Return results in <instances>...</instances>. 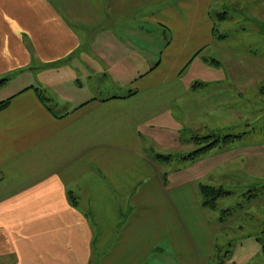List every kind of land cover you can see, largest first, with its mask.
Masks as SVG:
<instances>
[{
    "label": "crops",
    "instance_id": "0c3cea01",
    "mask_svg": "<svg viewBox=\"0 0 264 264\" xmlns=\"http://www.w3.org/2000/svg\"><path fill=\"white\" fill-rule=\"evenodd\" d=\"M213 6L0 0V80L75 70L96 78L91 97L75 106L55 110L29 83L0 112V264H211L217 237L200 186L237 182L232 166L244 163L248 175V157L258 168L264 150L242 142L246 131L195 162L185 159L193 143L185 149L183 135L216 118L215 89L206 90L225 81L184 78L228 39L217 34ZM154 33L162 46L146 53L140 40ZM245 111L233 113L235 126ZM154 146L183 152L171 183ZM130 199L137 214L123 219Z\"/></svg>",
    "mask_w": 264,
    "mask_h": 264
},
{
    "label": "rangeland",
    "instance_id": "374dc122",
    "mask_svg": "<svg viewBox=\"0 0 264 264\" xmlns=\"http://www.w3.org/2000/svg\"><path fill=\"white\" fill-rule=\"evenodd\" d=\"M222 14H227L228 20H220ZM212 16L216 23L217 34L225 35L228 39L225 43L213 45L205 51L193 65L201 68H189L184 78L187 81L197 77L225 81L222 87H212L206 90L211 93L215 89L214 92L217 95L215 107L211 109L216 116L215 120L211 119L212 127L207 128L209 130L197 129L198 131L191 135L184 134L183 143H187L185 149L191 145L190 141L194 136L211 137L207 141L212 143L216 138L223 139L230 134L239 135L246 131L248 134L243 139V143L264 145V0H214ZM146 28L150 29L149 26ZM140 41V44L146 47V53H149V46L153 51L152 48H158L162 43V39H157L155 33ZM212 61H218L219 68H213L212 66L216 65H213ZM202 66L207 67L202 68ZM208 66L211 68L210 71H208ZM87 69L86 66V71ZM25 74L11 76L6 83L0 85V103L12 98L24 87V84L29 83L35 84L44 102L50 104L55 110L58 105L67 107L71 103L72 106L81 103L83 98L91 97L96 89L95 77L90 82L87 75L84 74L85 77H83L76 70L66 71L65 74L61 73L59 76L49 72L37 80L32 79L33 81L29 73ZM58 77L66 79L65 82L57 83ZM77 80L83 85L81 90V86L79 88L70 84ZM243 105L246 111L242 114L247 118L235 126L238 120L236 117L233 118V113ZM159 133L156 134L162 138L163 136ZM198 148L199 146L193 143V149L189 153ZM181 153L183 152H177L172 148L160 150L158 146L153 147L151 152L153 160L158 155L173 157L169 164L155 160H158L159 168L164 171L163 176L166 177L167 183L172 181L171 170L180 166ZM262 153L261 164L258 162L261 166L258 168L254 163L256 158L248 157V175L247 170L243 168L244 163L238 162L236 166H232L236 167L231 169L235 171L237 182L225 181L216 186L217 189L222 188L230 192L232 197L219 199L215 209L210 207L204 209L205 214L207 216L209 214L217 237L215 246L212 248L211 264H264V150ZM205 160L207 161L208 157ZM221 169L228 170L225 167ZM200 198L202 202L206 201L201 194ZM132 202L133 200L130 199L128 206L121 208L123 219L127 215L131 218L136 216L137 206ZM220 217L225 225H220L221 221L218 219ZM155 251L159 252L158 249Z\"/></svg>",
    "mask_w": 264,
    "mask_h": 264
},
{
    "label": "trees",
    "instance_id": "16d2710c",
    "mask_svg": "<svg viewBox=\"0 0 264 264\" xmlns=\"http://www.w3.org/2000/svg\"><path fill=\"white\" fill-rule=\"evenodd\" d=\"M220 20L226 21L228 20L227 14H222L220 15ZM214 64L218 65V61H212ZM8 79L4 80L3 83H6ZM2 83V84H3ZM12 98L8 99L2 103H0V112L3 111L8 107L10 104ZM211 137L207 138H200V136H194L192 138V142L196 145L199 146L197 150L189 154L188 156L185 157L186 160L190 162H195L196 160L200 159L203 155L207 154L209 151L214 149L215 147L219 146L220 144H229L234 142L236 139H239L240 137H235V136H225L223 139L216 138L212 143L209 140ZM203 143L205 145L203 146ZM156 159L162 160V161H170L173 159V157L168 156H162L158 155L156 156ZM200 191L201 195L203 198H205L206 201L202 202V205L204 207H210L212 209H215L216 203L219 199L226 198L231 195L230 192L225 191L224 189H217L211 186H206V185H201L200 186Z\"/></svg>",
    "mask_w": 264,
    "mask_h": 264
},
{
    "label": "water",
    "instance_id": "95a60500",
    "mask_svg": "<svg viewBox=\"0 0 264 264\" xmlns=\"http://www.w3.org/2000/svg\"><path fill=\"white\" fill-rule=\"evenodd\" d=\"M3 81H4V80H1V81H0V85L3 83Z\"/></svg>",
    "mask_w": 264,
    "mask_h": 264
}]
</instances>
